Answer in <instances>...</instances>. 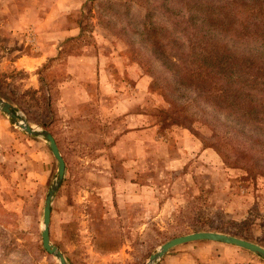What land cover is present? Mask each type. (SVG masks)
<instances>
[{"label": "rangeland", "instance_id": "374dc122", "mask_svg": "<svg viewBox=\"0 0 264 264\" xmlns=\"http://www.w3.org/2000/svg\"><path fill=\"white\" fill-rule=\"evenodd\" d=\"M139 1L0 0V27L20 14L42 49L0 30V98L51 133L65 163L51 243L68 264H146L165 242L201 231L264 246V177L245 181L223 164L200 116L188 128L170 125L174 101L195 94L171 92L167 64L151 43L176 15H189L185 1L178 8ZM181 29L175 24L172 37L182 40ZM21 49L47 58L26 72L13 64ZM12 129L18 140L0 148V264H58L40 234L57 163L42 139ZM210 243L180 245L156 264L258 259L234 250V263L218 261Z\"/></svg>", "mask_w": 264, "mask_h": 264}, {"label": "trees", "instance_id": "16d2710c", "mask_svg": "<svg viewBox=\"0 0 264 264\" xmlns=\"http://www.w3.org/2000/svg\"><path fill=\"white\" fill-rule=\"evenodd\" d=\"M160 1L178 8L177 0ZM184 1L189 15H176L164 33H153L151 43L167 64L176 87L171 92L195 94L193 100L174 101L170 125L188 128L200 116L197 121L212 131L211 147L223 164L254 183L264 177V0ZM177 23L182 40L172 37Z\"/></svg>", "mask_w": 264, "mask_h": 264}, {"label": "water", "instance_id": "95a60500", "mask_svg": "<svg viewBox=\"0 0 264 264\" xmlns=\"http://www.w3.org/2000/svg\"><path fill=\"white\" fill-rule=\"evenodd\" d=\"M0 112L4 114L12 122L13 125L18 127L28 136L40 138L45 143H47L49 150L57 163L56 178L52 183V185L50 186V189L48 190L47 195L45 196L44 199L43 212H42V229L40 233L41 244L44 251L49 255H51L52 257H54L57 260L58 264H68L67 260L65 259L61 251L51 243L49 237L52 199L61 185L65 172V163L61 156V153L59 152L55 139L48 131L38 130L33 126H31L25 116L20 114L15 107H13L11 104H9L8 102L4 101L1 98H0ZM199 241L215 242V243L237 247L246 250L258 256L262 260H264V248L253 242L225 233L201 231V232H195L180 237H176L165 242L159 247L157 251L153 252L149 256V259L146 264H156L169 251H171L175 247H178L183 244H187L191 242H199Z\"/></svg>", "mask_w": 264, "mask_h": 264}, {"label": "crops", "instance_id": "0c3cea01", "mask_svg": "<svg viewBox=\"0 0 264 264\" xmlns=\"http://www.w3.org/2000/svg\"><path fill=\"white\" fill-rule=\"evenodd\" d=\"M17 11H18V7H17ZM16 12V11H15ZM17 13V12H16ZM19 13V12H18ZM12 20L14 21H7V23H2L0 30H3L5 32V34L9 35L10 37H14L16 36V40H22L21 44L24 46H26L29 41H31V44H33V46L35 45V41H36V33L34 28L35 27H28L27 28V23L23 20V16H21L20 14L17 16L11 17ZM27 28V29H26ZM27 30L29 32H33L32 36H30V33L26 34ZM66 35V33H65ZM66 36H70V35H66ZM29 40V41H28ZM37 44L39 45V43L36 41V45L34 46L37 50H42L40 49ZM35 49V50H36ZM34 52V51H33ZM18 55L15 58V61L13 62V64L19 68V69H24L26 72H32L33 70H35L37 68V66L41 65V62L43 60V58H47V53H45L43 51V53L41 54H32L30 53L27 54L25 52V49H21L18 52H16ZM12 123L9 121V119L0 112V148L2 149V145L3 144H10L9 138H13V140L17 139V135L19 134V132H16L12 129ZM27 135V134H26ZM24 137H26L25 135H23ZM15 138V139H14ZM14 142V141H13ZM18 142L15 144V146L18 145ZM22 146H24V144H21ZM199 242H204V241H199ZM210 244L212 245L213 250H216L215 253H217V255H215L214 259L221 261V260H226L229 261V259H231L229 262L234 263L235 259L234 257H236V255H234L233 253H236L234 250H243V249H237V247H233V246H229V245H223L220 243H215L212 242ZM236 248V249H235ZM243 252H247L246 250H244ZM196 255H194L195 257ZM238 256V254H237ZM237 258H239L241 261H245V262H250V264H264V261L262 259H252L249 257H244L242 256H238ZM245 258V259H244ZM215 260H213L215 262Z\"/></svg>", "mask_w": 264, "mask_h": 264}]
</instances>
